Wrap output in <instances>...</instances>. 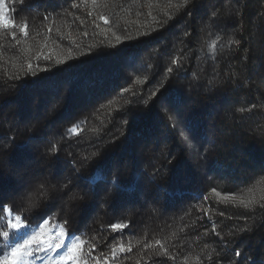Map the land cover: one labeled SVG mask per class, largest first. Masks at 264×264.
<instances>
[{"label": "trees", "instance_id": "trees-1", "mask_svg": "<svg viewBox=\"0 0 264 264\" xmlns=\"http://www.w3.org/2000/svg\"><path fill=\"white\" fill-rule=\"evenodd\" d=\"M5 6L28 35L0 28V206L63 225L88 264L264 261V208L226 202L264 204V0Z\"/></svg>", "mask_w": 264, "mask_h": 264}, {"label": "snow or ice", "instance_id": "snow-or-ice-1", "mask_svg": "<svg viewBox=\"0 0 264 264\" xmlns=\"http://www.w3.org/2000/svg\"><path fill=\"white\" fill-rule=\"evenodd\" d=\"M6 2L7 0H0V28L18 29L24 36H27L28 35L27 21H25L22 25H19L15 20L6 18L3 15V7L6 4ZM20 2L21 4H23L24 0H20ZM190 2L191 0H183V5L186 7ZM92 3L95 6L97 4V0H92ZM73 6L78 7V5H73ZM9 11H11V9H9ZM236 14L237 16H239L240 15L239 11H237ZM212 15L215 16L216 13H212ZM99 18L103 20L105 23H108V17L101 15ZM185 35L188 34L185 33ZM11 36L13 39H15L17 36V31L16 30L11 31ZM116 39L117 41H120L119 36H117ZM233 45L239 48L240 41L236 39H229L225 45L221 46V49H223L224 47L231 49ZM216 46L217 44L215 40H213L208 46L209 52L213 56L215 55ZM40 55L42 56L43 54L41 53ZM44 58L50 60L51 56H45ZM173 63L176 64L177 67L180 66L178 59L174 60ZM167 71L171 73L173 71V68L169 67ZM27 72L29 74L35 75L32 63H28ZM237 75L238 74L235 72L231 74L232 77H237ZM196 79H198V77H196ZM241 86H243V81H240V83L237 84V90H239ZM255 108L256 105L253 104L248 108H239L237 109V111L240 113H244V112L251 113ZM69 131L75 133L77 130L75 127H73ZM51 151L52 152L57 151L55 146L52 147ZM69 183H71V181H69ZM63 187L65 189H68V191H72V189L69 188L68 184L63 185ZM212 192L216 196H220V193L217 192L215 188L212 189ZM204 199L205 201H207L208 197L205 196ZM226 202H231L237 206H243L246 209H251L255 205H259V207L264 208V204H261L259 201L237 198L235 197L234 194H233V198L230 201L226 200ZM0 209L9 213V218L7 219L4 225V228H6L7 230L0 229V238H2L4 241H7L9 239L10 231L15 232L18 237L16 242L10 246V250L5 251L4 248H0V264H29V258H32V264H34L36 257L40 253L46 254L45 264H68L69 261L71 262V264H88V260L84 259V255H85L84 245L86 242L81 240L80 237H77L73 234L72 236L68 237L70 242L66 244L63 225H56L53 228H49L47 227L49 221L45 219L43 224L38 225L37 228H32L31 225H25L22 222L21 216L16 215L14 217V222H13V218H11L10 210L3 206H0ZM219 215L223 216L224 213L221 212L219 213ZM126 227L127 225L125 224L116 223L111 225V230L122 231ZM212 231L214 233L216 232V225L214 223H213ZM46 233H52V234L46 235ZM155 243L156 245H159L163 249V252L158 253V255L168 254V249L163 246L161 241L157 240ZM58 250H62V251H58ZM91 250H92L91 248L88 249L89 252ZM131 250H132L131 245L125 248V245L123 243H120L118 247H114L112 249L111 254L112 256H116L117 251L130 252ZM235 256L239 257L241 256V253L239 251H236ZM93 259L96 260V264H99L98 257ZM245 259H248L246 253H245ZM252 264H257V262L253 260ZM261 264H264V261H262Z\"/></svg>", "mask_w": 264, "mask_h": 264}, {"label": "rangeland", "instance_id": "rangeland-1", "mask_svg": "<svg viewBox=\"0 0 264 264\" xmlns=\"http://www.w3.org/2000/svg\"><path fill=\"white\" fill-rule=\"evenodd\" d=\"M3 15L6 17V18H9V19H11L10 18V16H9V13H8V9H7V7L4 5V7H3ZM8 216H9V214H8ZM14 217L15 216H12L11 215V218H13V222H14ZM41 224H43V222L41 223ZM40 225V224H39ZM47 227H49V228H53V227H55V226H53L50 222H49V224L47 225ZM32 228H37V226H35V227H32ZM48 234H52V233H46V235H48ZM75 236H77V237H79L78 235H75ZM70 237V236H69ZM17 234L15 233V232H12V231H10V233H9V239L7 240V241H4L7 245H8V250H10V246L12 245V244H14L15 242H16V240H17ZM81 239V238H80ZM70 241H69V239H68V236L65 234V243L67 244V243H69ZM7 250V251H8ZM58 251H62V250H58ZM45 255L46 254H44V253H40V254H38V256L36 257V259H35V262H34V264H45ZM29 264H32V258H29ZM68 264H71V262L69 261L68 262Z\"/></svg>", "mask_w": 264, "mask_h": 264}]
</instances>
